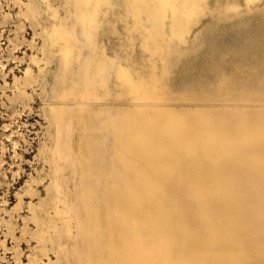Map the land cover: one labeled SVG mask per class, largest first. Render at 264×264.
<instances>
[{
    "label": "bare ground",
    "instance_id": "bare-ground-1",
    "mask_svg": "<svg viewBox=\"0 0 264 264\" xmlns=\"http://www.w3.org/2000/svg\"><path fill=\"white\" fill-rule=\"evenodd\" d=\"M63 1L65 17L55 11L45 31L62 98L46 111L70 145L75 264H264V95H245L258 73L237 68L219 100L179 97L173 0ZM210 1L228 11L259 0ZM203 3L192 1L186 22ZM136 42L143 65L130 53Z\"/></svg>",
    "mask_w": 264,
    "mask_h": 264
},
{
    "label": "rangeland",
    "instance_id": "rangeland-1",
    "mask_svg": "<svg viewBox=\"0 0 264 264\" xmlns=\"http://www.w3.org/2000/svg\"><path fill=\"white\" fill-rule=\"evenodd\" d=\"M192 1L172 2L179 27L171 48L175 93L219 100L233 90L222 86L224 80L240 68L258 73L246 82L245 95H264L257 70L264 68V6L254 7L262 0L243 1L228 11L203 0L196 21L189 23L185 11ZM32 6L38 10L37 24L30 17ZM55 11L58 20L65 17L63 0H0V264H75L79 256L67 131L56 133L46 111L62 98L52 94L58 66L56 57L47 62L45 49V31L53 26ZM130 53L135 63L147 61L138 42ZM30 75L36 81H29ZM46 148L52 152L50 162ZM47 170L49 176L42 179Z\"/></svg>",
    "mask_w": 264,
    "mask_h": 264
}]
</instances>
